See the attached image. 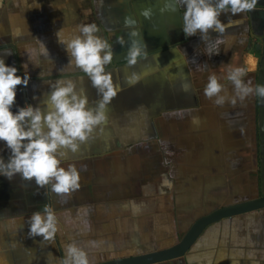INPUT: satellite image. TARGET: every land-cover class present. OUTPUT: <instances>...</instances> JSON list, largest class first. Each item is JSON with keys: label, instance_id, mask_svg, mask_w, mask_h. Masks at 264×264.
Instances as JSON below:
<instances>
[{"label": "crops", "instance_id": "crops-1", "mask_svg": "<svg viewBox=\"0 0 264 264\" xmlns=\"http://www.w3.org/2000/svg\"><path fill=\"white\" fill-rule=\"evenodd\" d=\"M170 6L174 0H0V58L17 75L30 76L27 87L17 86L14 113L26 104L43 109L57 79L73 80L87 107L96 106L97 90L68 63L56 37L58 31L70 36L80 24L95 23L111 46L105 71L119 85L106 121L76 152L62 150L59 166L75 165L78 190L57 194L51 183L0 175V264H62L71 243L89 262L101 252L166 248L209 212L264 196V98L253 92L232 103L227 80L231 68L243 67L245 82L264 85V0L252 11L220 15L223 23L238 22L211 56L199 32L183 33L184 7ZM145 9L149 18L141 15ZM125 17L133 23L126 25ZM38 40L50 56L39 54ZM133 41L147 47L130 66ZM33 48L38 63L28 59ZM133 73L140 78L130 83ZM212 74L225 86L223 105L204 95ZM9 155L0 141V157ZM46 205L58 231L51 240L30 237L28 220ZM157 264H264V208L213 223L184 256Z\"/></svg>", "mask_w": 264, "mask_h": 264}, {"label": "clouds", "instance_id": "clouds-1", "mask_svg": "<svg viewBox=\"0 0 264 264\" xmlns=\"http://www.w3.org/2000/svg\"><path fill=\"white\" fill-rule=\"evenodd\" d=\"M258 0H174L172 11L184 7L183 33L191 37L200 33L202 41L206 42V53L211 56L219 53V45L224 43L226 29L238 21L229 17L227 23L219 19L222 13L232 15L254 10ZM145 18L151 15L150 9L141 12ZM133 21L125 17V24ZM99 29L95 23L80 24L73 33L66 37L62 31L56 33L57 41L64 46L69 57L68 63L85 73L92 86L100 96L96 106L87 107L88 99L76 91V84L71 79H57L50 85V93L43 103L24 107L17 106L14 113L11 109L16 104L17 86L27 87L30 76L26 72L17 75L15 66L5 64L0 58V141H3L10 152L7 161L0 157V175L11 180L19 174L25 180H35L38 186L51 183L52 191L57 194H69L80 188V174L75 165L67 169L60 167L65 152H76L79 144L89 139L94 129L106 121V106L117 95L119 85L113 83L110 72L105 66L113 60L111 46L97 35ZM210 32L218 35L212 39ZM136 33H132L135 35ZM39 54L50 56L45 44L38 40ZM123 45V40L120 41ZM145 45L133 41L126 54L128 64L135 65L138 57L144 55ZM37 49L28 50V59L38 63ZM246 70L243 67L231 68L227 80L231 82L235 97L244 100L253 92L264 98V85L252 87L251 81L245 82ZM135 73L129 79L130 83L139 80ZM225 86L218 82L215 74L208 77L204 87V95L211 99L215 97L217 105H223L226 96ZM182 116V113H175ZM198 118L193 117V123ZM54 181V183H53ZM29 236H42L51 240L58 231L57 217L51 207L45 206L43 212L35 211L28 220ZM62 264H90L87 253L75 243L68 244Z\"/></svg>", "mask_w": 264, "mask_h": 264}, {"label": "water", "instance_id": "water-1", "mask_svg": "<svg viewBox=\"0 0 264 264\" xmlns=\"http://www.w3.org/2000/svg\"><path fill=\"white\" fill-rule=\"evenodd\" d=\"M261 208H264V196L233 205H227L196 219L181 239L171 246L150 252L111 258L93 264H157L177 259L187 253L206 227L224 218L248 213Z\"/></svg>", "mask_w": 264, "mask_h": 264}, {"label": "rangeland", "instance_id": "rangeland-1", "mask_svg": "<svg viewBox=\"0 0 264 264\" xmlns=\"http://www.w3.org/2000/svg\"><path fill=\"white\" fill-rule=\"evenodd\" d=\"M132 254H139V253H137V252L135 253V251H126V250L101 252V253H99V261H93V262H90V264L97 263V262L104 261V260H108L111 258H117L118 256L122 257V256L132 255Z\"/></svg>", "mask_w": 264, "mask_h": 264}]
</instances>
